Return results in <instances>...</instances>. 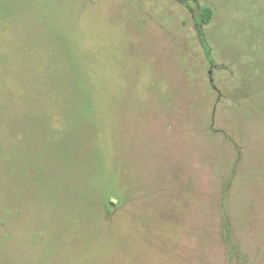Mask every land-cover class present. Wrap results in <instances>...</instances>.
I'll return each mask as SVG.
<instances>
[{
	"label": "rangeland",
	"instance_id": "rangeland-1",
	"mask_svg": "<svg viewBox=\"0 0 264 264\" xmlns=\"http://www.w3.org/2000/svg\"><path fill=\"white\" fill-rule=\"evenodd\" d=\"M0 264H264V0H0Z\"/></svg>",
	"mask_w": 264,
	"mask_h": 264
},
{
	"label": "trees",
	"instance_id": "trees-1",
	"mask_svg": "<svg viewBox=\"0 0 264 264\" xmlns=\"http://www.w3.org/2000/svg\"><path fill=\"white\" fill-rule=\"evenodd\" d=\"M208 14H209L210 16L213 14L212 9H209V10H208ZM209 19H210V18H209ZM199 33H200V39H201V42H202V44H203V46H204V49H205V51H206V53H207V55H208V59H209V61H212V57H211V55H210V47L208 46V44H207V42H206V40H205V36H204V32H203L202 28L199 29Z\"/></svg>",
	"mask_w": 264,
	"mask_h": 264
}]
</instances>
